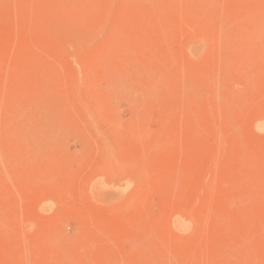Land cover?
Returning a JSON list of instances; mask_svg holds the SVG:
<instances>
[{"label": "rangeland", "instance_id": "obj_1", "mask_svg": "<svg viewBox=\"0 0 264 264\" xmlns=\"http://www.w3.org/2000/svg\"><path fill=\"white\" fill-rule=\"evenodd\" d=\"M0 264H264V0H0Z\"/></svg>", "mask_w": 264, "mask_h": 264}]
</instances>
